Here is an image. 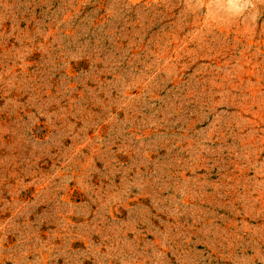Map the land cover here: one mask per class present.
Returning <instances> with one entry per match:
<instances>
[{"label":"rangeland","instance_id":"obj_1","mask_svg":"<svg viewBox=\"0 0 264 264\" xmlns=\"http://www.w3.org/2000/svg\"><path fill=\"white\" fill-rule=\"evenodd\" d=\"M0 264H264V0H0Z\"/></svg>","mask_w":264,"mask_h":264}]
</instances>
